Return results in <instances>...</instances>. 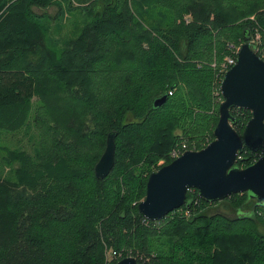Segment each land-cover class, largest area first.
<instances>
[{
  "label": "trees",
  "instance_id": "trees-1",
  "mask_svg": "<svg viewBox=\"0 0 264 264\" xmlns=\"http://www.w3.org/2000/svg\"><path fill=\"white\" fill-rule=\"evenodd\" d=\"M149 1L0 0V132L23 122L37 96L33 123L41 135V150L33 154L0 145V264H102L106 246L117 253L111 264L125 255L141 264H264V233L255 228L256 211L264 205L249 192L207 200L189 188V205L180 207L194 212L186 216L175 212L178 207L156 219L162 223L156 226L137 208L152 168L135 173L128 166L131 160L155 164L164 157L168 162L170 149L184 141V134L195 135L185 127L174 134L177 124L169 123L165 110L176 97L184 66H191L188 76L195 87L184 81L191 92L208 87L213 69L204 64L202 71L191 60L181 63L167 43L181 58L203 59L204 51L218 44L215 31L236 33L234 41H243L257 25L264 37V0H249L244 8L236 4L244 0H152L148 6ZM165 1L173 14L190 11L200 20H150L148 11L158 13ZM78 8L88 19L76 37L57 42L48 35L51 19L57 28L65 13ZM245 13L253 17L235 29V19ZM150 71L158 85L151 82ZM161 85H166L162 91ZM94 88L102 92V105L93 97ZM137 97L146 99L142 110ZM88 109L97 117L92 125ZM232 112L240 132L250 111L233 107ZM217 118L202 114L193 130L196 137L204 130L213 136ZM110 131L115 133L114 164L99 177L94 164ZM262 150L263 145L257 150L244 146L234 164L245 166ZM14 163L16 179L2 173ZM246 204L252 210L237 212ZM179 228L178 239L156 245L161 234Z\"/></svg>",
  "mask_w": 264,
  "mask_h": 264
},
{
  "label": "water",
  "instance_id": "water-1",
  "mask_svg": "<svg viewBox=\"0 0 264 264\" xmlns=\"http://www.w3.org/2000/svg\"><path fill=\"white\" fill-rule=\"evenodd\" d=\"M244 39L236 50L235 61L220 82L223 99L213 128V138L199 149H186L169 162L152 170L146 180L145 196L137 208L147 219L156 220L173 209L189 205L186 192L196 188L207 200L221 199L247 191L264 205V153L245 166L234 164L244 146L257 150L264 143V58ZM166 94L154 100L161 103ZM246 108L250 116L241 132L233 125L232 108ZM114 132L106 137L105 147L94 164V173L106 176L114 164ZM115 264H140L125 255Z\"/></svg>",
  "mask_w": 264,
  "mask_h": 264
},
{
  "label": "rangeland",
  "instance_id": "rangeland-1",
  "mask_svg": "<svg viewBox=\"0 0 264 264\" xmlns=\"http://www.w3.org/2000/svg\"><path fill=\"white\" fill-rule=\"evenodd\" d=\"M200 1H203V0H200ZM248 2H249V0H244L242 2H237L236 4H237V6L244 8V6H246V4ZM149 3H151V4L150 5L147 4L148 6H151L152 4H154L152 0H150ZM53 7L54 6H50L49 7L50 9L49 8L48 9L51 10V9H53ZM144 7H146V5H144ZM137 8L139 9L138 4H137ZM54 11H55V9H54ZM54 11L52 10L53 13H54ZM161 12H165V15L161 14ZM147 17L150 20H152L158 24H164V23L168 22L171 18H173V20L176 21L177 23L183 19L185 20V22H188V21L191 22L194 19L200 20V18L198 17L197 14H193L190 11L184 12L182 15L173 14L172 7L166 1L162 5V10H160L157 13L156 9H150L147 13ZM248 17H250V18L253 17L252 13H245V14L240 15L238 18L235 19V20H237V19H239V20H237L235 23H233V27L235 29H238V26H239V28H241L242 23H243L242 21L244 19H248ZM87 19L88 18L84 16V14L82 13V10L80 8H78L77 12L76 11L72 12V15L70 13H65L62 16V21L59 20L60 26L58 25L57 28L53 27L55 22H56L54 19H51L49 21L50 30H49L48 35H52V37L55 38L57 42L58 41H65L68 37H76L77 34L79 33L80 27L83 25V23ZM235 20H232V21H235ZM180 30H183V24H180ZM176 34L179 35L181 33L178 32ZM176 34H174V36ZM231 34L232 35H230V36L227 33H221L220 35H217L216 31H215L214 41L216 42V40L218 39V44H214L210 49L205 50L203 53V56H201L203 59H195V57L193 55L189 56L187 59L181 58L178 55V53H176V50L174 49V47L172 45H170L169 43H167L169 48L174 51L173 54L176 57V59H178V61H180L181 63H185V60L186 61L191 60L195 63L194 66H196V67L198 66V68H200L202 71H206V67H205L206 65H204V64H208L213 69L212 74H210V77H209L210 81H209L208 87H206L204 89V91L191 92L188 90V87H187L186 83L184 82V81H187L188 83H190L191 85H193L195 87L194 81L188 76V72H189V69L191 66H189V65L184 66V72H183L184 76L181 77L182 79H180L179 85L176 88H174V91H176V97L174 99H172L170 104L166 107L165 111L167 112L168 117L170 118L169 123L170 124L171 123L177 124V126L174 127V130H173L174 134L181 133V129H184V127L186 128L187 133H195V135L191 136V137L184 134L185 137H184V139H182L184 141H181V143L182 142L186 143V147L181 151V153L186 149H199V148L203 147L204 145H206L213 138V136H211L209 134V132L205 131V130H204L205 132L204 131L201 133L198 132L199 137H196V132H193V130H196L198 128V123L201 119L202 114L205 115L206 117H209V118L219 116L218 106H219L220 101L223 99V97L221 95V90H220V82L222 80V77H223L225 71L228 69V68H226L225 70H221V68H222L223 63L226 62V58L228 56H231V54L235 53V58H236V50L238 49L240 43L242 42L241 39L234 41V39H235L234 37L235 36L237 37V35H236V33H231ZM152 35L156 36L157 38H159L161 41L164 42V40L161 39L160 36H157L155 34H152ZM217 36H219V38ZM251 37L254 38L255 40H257L258 50L256 51V53L260 57L264 56V45H262V41H263L262 39L264 37H263L262 31L259 29V27L257 25H255V28H253V34ZM252 38H251V40H252ZM222 43H223V46H222ZM145 44H146V42H145ZM218 45H221L223 48H225V51L220 52L222 47H218ZM190 63H192V62H190ZM150 75H151V82H155L158 85L160 83V81L157 79V77L155 76L153 71H150ZM197 85H199V84L196 83V86ZM165 87H166V85H161L158 88L160 91H162V90H164ZM154 88H157V87H154ZM75 89H78V87ZM79 91H80V89H79ZM94 91L95 92H94L93 97L97 98L99 101V104L102 105V101L100 100V98L102 96V92L97 94V91L95 88H94ZM169 91H171L170 93H172V90H169ZM206 95H207L206 100H204L202 102V99H204L206 97ZM208 97L210 98V100L208 99ZM39 101H40V98H38L37 96H33L32 100L30 101V109H29L27 115L24 117V121L19 123V125L17 127L10 129L9 131L8 130H1V132H0V145L1 146L9 147L10 149H13L14 151H21L23 153L28 152L30 154H33L36 148L41 150V147H38V145H40V144H38V141L40 140L41 135L39 134V130L37 129V127L33 123V118H34V115L36 113V108L39 104ZM134 101H135V99H134ZM136 101L139 104V106L137 105L139 107V110H142L144 108L145 101H146L145 97H137ZM136 101H135V103H136ZM86 112H87L86 118L89 120L90 125H92L94 123V118L96 119L97 117L93 114L92 110H90V109H88ZM238 113L242 114V111H238ZM243 127H244V125L242 126L241 131H242ZM177 145L178 144L174 145L169 151L168 155H169V157H171V159L176 157V156H173L171 154V151ZM262 145H263V150L259 155L264 153V143ZM2 153L3 152L0 151V161L1 162L3 161L1 159ZM180 154H178V155H180ZM128 156H129V154H128ZM125 161L128 162V160H126V159H125ZM165 161H166V159L164 157L159 158L157 160V163H155V164L151 163L148 160L138 161V162H133L131 160L129 162L128 166L133 169V172L137 173L141 169H143V167H145L146 165L148 167L152 168V170H154V169L158 168L160 165L167 163ZM122 163H123V161H122ZM1 165H2V163H1ZM16 165H17V163H14L13 167H10V168L8 166H5L2 170V173L8 174V177L16 179L17 175L15 173V168H14V166H16ZM123 165L125 166L127 164L123 163ZM139 168H141V169L139 170ZM147 176H148V174H147ZM146 180H147V177H146ZM193 189L194 188H190L191 191H193ZM144 196H145V194H144ZM144 196L141 197V199H143ZM250 207H251L250 204H246V205H244V207L242 209L239 208L237 210V212L243 213L245 211L252 210ZM194 210L195 209L192 208L191 210L186 211V210H183L179 206V209L175 212H179V213H182L186 216H189L194 212ZM229 212L231 213V215L236 214L235 211H233V212L229 211ZM256 212L259 214V220L255 224V228L257 231L262 230V232L264 233V209L260 208ZM145 224L149 225L148 222H145ZM154 224L156 226H160V224L162 225V223L158 220H155L152 225H154ZM180 230H181V228L173 230L172 232H170V234H168V236H167V234H161L157 238L159 241L156 245L167 246V244L170 243V239H171V242L175 239H178V237L180 235ZM124 247L127 249H133L131 246H128V247L123 246V247H121V249H123ZM113 249H114V247H112V246H106L105 247L104 258H103L102 264H111L112 259L117 255V253L116 254L113 253V251H114ZM197 250L201 251L199 248H197ZM118 254H120V253H118ZM198 261L199 260L196 258L195 262H198ZM230 264H232V263H230Z\"/></svg>",
  "mask_w": 264,
  "mask_h": 264
},
{
  "label": "built area",
  "instance_id": "built-area-1",
  "mask_svg": "<svg viewBox=\"0 0 264 264\" xmlns=\"http://www.w3.org/2000/svg\"><path fill=\"white\" fill-rule=\"evenodd\" d=\"M251 38H252V37H251ZM251 38H250L249 40L254 44V46H253L254 50L257 51V50H258L257 40H255L254 38H252V40H251ZM234 51H235V50H234ZM261 55H262V54H261ZM262 58H264V56H262ZM234 61H235V53H234V54H231V56H228V57L226 58V62L223 63L221 70H225L226 68H228V67H229ZM170 92H171V91H169V93H170ZM185 147H186V143L182 142L180 145H177V146H175V148L172 149L171 154H172L173 156H177L178 154L181 153V151H182ZM113 253L115 254V251H114Z\"/></svg>",
  "mask_w": 264,
  "mask_h": 264
}]
</instances>
